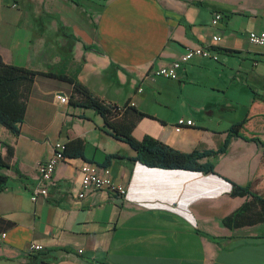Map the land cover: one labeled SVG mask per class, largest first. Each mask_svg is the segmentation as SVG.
Returning a JSON list of instances; mask_svg holds the SVG:
<instances>
[{
  "label": "crops",
  "instance_id": "crops-1",
  "mask_svg": "<svg viewBox=\"0 0 264 264\" xmlns=\"http://www.w3.org/2000/svg\"><path fill=\"white\" fill-rule=\"evenodd\" d=\"M0 15L4 63L62 74L106 103L133 106L145 115L133 129L138 140L216 151L244 122L225 153L202 160L214 173L150 168L131 160L95 111L57 99H69L70 84L35 77L20 134L0 126V154L2 143L13 148L1 170L0 264H26L39 252L32 244L54 264H264V224H222L245 201L230 196L232 183L264 198V48L247 38L264 31V0H0ZM203 45L217 48L219 61L194 58L175 80L151 75ZM74 139L84 142V159L59 162L47 197L32 202L38 164L55 143ZM83 163L108 168L125 197L97 190L78 198Z\"/></svg>",
  "mask_w": 264,
  "mask_h": 264
},
{
  "label": "trees",
  "instance_id": "trees-1",
  "mask_svg": "<svg viewBox=\"0 0 264 264\" xmlns=\"http://www.w3.org/2000/svg\"><path fill=\"white\" fill-rule=\"evenodd\" d=\"M1 16V15H0ZM229 53V51H226ZM45 76L62 80L71 85L72 92L68 99V105L72 108L92 110L98 114L103 127L114 139L119 140L135 153L132 161H137L150 168L168 170H186L202 173H214L212 163H204L202 160L207 157L221 155L226 152L229 142L233 137H239L244 122L236 124L228 131L225 141L216 151H193L183 153L177 151L162 142L144 136L138 140L133 136V129L137 121L145 115L138 112L133 106L111 105L94 96L78 80L69 78L62 74L38 73L4 63L0 57V126L5 128L15 137L20 134L21 124L25 120L27 104L30 98L35 77ZM6 153L0 154V192L7 187V177L1 170L9 168L13 156V148L2 143ZM63 155L65 158L84 159L85 145L80 139L69 140L64 143ZM118 158L112 154L106 157L102 167H106L112 159ZM230 196L245 198V201L233 212L222 219L224 227L230 230L251 227L257 224H264V198L256 195L248 186H241L232 183ZM26 264H54L48 253L36 252L29 256Z\"/></svg>",
  "mask_w": 264,
  "mask_h": 264
},
{
  "label": "built area",
  "instance_id": "built-area-1",
  "mask_svg": "<svg viewBox=\"0 0 264 264\" xmlns=\"http://www.w3.org/2000/svg\"><path fill=\"white\" fill-rule=\"evenodd\" d=\"M222 15L220 13H215L212 19V24L214 26L219 24ZM248 41L252 45L260 46L264 48V31L261 32H250L247 35ZM221 38L218 35L212 37L213 44L219 43ZM219 53L218 49L213 45H203L196 46L193 48L186 49L179 58L170 62L167 65L158 67L157 70H153L151 75L154 77H160L168 80L177 79L178 71L181 69L183 64H186L190 60L194 58H203L210 59L213 61H219ZM139 92L141 89H138ZM57 99L61 103H67L68 99L63 95H57ZM178 126L182 125H193L191 120L185 121L183 119H179L177 121ZM64 144L57 142L54 144L53 152L48 159L40 162L37 166V179L36 184L33 188V191L30 195V200L32 202H37L39 199H44L47 197L48 189L47 185L51 181L52 175L55 171L56 165L64 160ZM80 185L82 191L78 194V198H83L85 196V192H97L98 191H109L115 192L118 195L125 197L126 190L121 186L116 185L111 176V171L108 168L99 169L96 165L90 163H83L80 166ZM6 239V233H0V242ZM31 252L41 251L42 246L32 244L29 247Z\"/></svg>",
  "mask_w": 264,
  "mask_h": 264
},
{
  "label": "rangeland",
  "instance_id": "rangeland-1",
  "mask_svg": "<svg viewBox=\"0 0 264 264\" xmlns=\"http://www.w3.org/2000/svg\"><path fill=\"white\" fill-rule=\"evenodd\" d=\"M71 108V107H70ZM126 147H127V149H129V146H128V144L126 145Z\"/></svg>",
  "mask_w": 264,
  "mask_h": 264
}]
</instances>
